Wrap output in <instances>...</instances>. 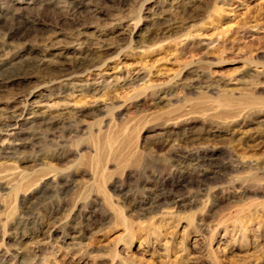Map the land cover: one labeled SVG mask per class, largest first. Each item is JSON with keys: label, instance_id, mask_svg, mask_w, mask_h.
<instances>
[{"label": "rangeland", "instance_id": "1", "mask_svg": "<svg viewBox=\"0 0 264 264\" xmlns=\"http://www.w3.org/2000/svg\"><path fill=\"white\" fill-rule=\"evenodd\" d=\"M0 264H264V0H0Z\"/></svg>", "mask_w": 264, "mask_h": 264}, {"label": "bare ground", "instance_id": "2", "mask_svg": "<svg viewBox=\"0 0 264 264\" xmlns=\"http://www.w3.org/2000/svg\"><path fill=\"white\" fill-rule=\"evenodd\" d=\"M24 69V68H23ZM20 74V71H18V72H12L11 74H8V75H6L5 76V78H8V79H13L16 75H19ZM13 123L15 124L16 123V119L15 120H13ZM11 125V123L9 124V126Z\"/></svg>", "mask_w": 264, "mask_h": 264}]
</instances>
